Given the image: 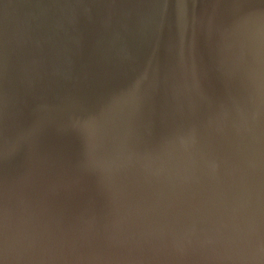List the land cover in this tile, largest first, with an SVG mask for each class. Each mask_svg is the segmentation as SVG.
I'll return each mask as SVG.
<instances>
[{"label":"water","instance_id":"1","mask_svg":"<svg viewBox=\"0 0 264 264\" xmlns=\"http://www.w3.org/2000/svg\"><path fill=\"white\" fill-rule=\"evenodd\" d=\"M0 0L4 264H264V0Z\"/></svg>","mask_w":264,"mask_h":264},{"label":"snow or ice","instance_id":"2","mask_svg":"<svg viewBox=\"0 0 264 264\" xmlns=\"http://www.w3.org/2000/svg\"><path fill=\"white\" fill-rule=\"evenodd\" d=\"M177 8H183V0H174ZM173 4V0H161L160 6L169 8ZM7 224H6V211L0 207V264H4V258L9 256L7 238H6Z\"/></svg>","mask_w":264,"mask_h":264}]
</instances>
